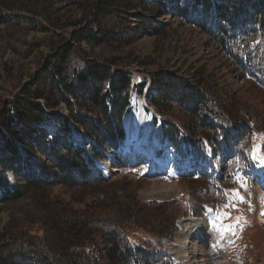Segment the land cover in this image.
<instances>
[{"label": "trees", "instance_id": "16d2710c", "mask_svg": "<svg viewBox=\"0 0 264 264\" xmlns=\"http://www.w3.org/2000/svg\"><path fill=\"white\" fill-rule=\"evenodd\" d=\"M29 1L44 10L67 5L74 12L67 18V37L53 44L30 80L0 109V201L18 200L32 188L107 183L101 163L127 145L124 118L133 97L140 96H147L160 116L175 104L188 115L182 125L155 120L164 145L181 162L176 168L183 163L179 178L198 182L196 193L209 200L181 202L183 212L171 207L175 199L153 200L149 205L164 210L153 219L158 230L133 236L126 232L139 221L132 202L98 199L85 208L58 198L36 216V226L32 220L7 227L0 264H179L166 245L179 219L208 214L217 220L223 205L232 202V189L245 197L236 207L255 205L254 179L264 185V151L256 158L251 152L254 144H264L257 115L233 117L205 76L187 78L177 71L137 76L121 66L120 56H91L87 48L156 35L162 25L156 17L170 11L207 35L242 78L264 81V0H0V23L11 27L37 19L27 14L37 12ZM62 102L67 115L53 112ZM260 123L264 126V119ZM155 153L167 161L166 149ZM226 158L230 173L218 162ZM237 177L246 178V188ZM138 226L146 229L144 223Z\"/></svg>", "mask_w": 264, "mask_h": 264}, {"label": "rangeland", "instance_id": "374dc122", "mask_svg": "<svg viewBox=\"0 0 264 264\" xmlns=\"http://www.w3.org/2000/svg\"><path fill=\"white\" fill-rule=\"evenodd\" d=\"M29 4L37 12L27 14L41 21L48 20L50 25H42L37 19L11 27L0 23V109L15 96L20 85L30 80L53 44L67 37V18L74 12L67 5L61 9L44 10L37 1H29ZM156 20L162 23L156 35L145 34L131 42L118 41L113 47L87 48V51L91 56L118 55L121 66L132 70L137 76L176 71L177 75L187 78L193 73L195 76H205L208 89L217 92L221 100L227 102H223L225 111L239 118H244L247 111L252 112L257 115L258 124L264 128L260 123L264 119V81L251 82L242 78L241 72L231 65L216 44L180 15L162 11ZM151 107L147 96L133 97L132 107L124 118L128 126L129 143L126 149H122L128 161L123 158L117 161L122 149L117 154L110 153V160L102 163L108 173L107 183L90 187L54 185L43 191L32 188L27 189L18 200L0 201V241L5 239L4 236L9 237L7 227L16 228V224L23 225L32 220L34 223L31 225L36 226V216L50 208L49 204L58 198L78 201L85 208L86 204L98 199H113L123 206L132 202L139 221L129 225L126 232L133 236L145 231L148 236L152 230H158V224L153 219L164 210L158 211L149 205L153 200L170 202L175 199L171 207L178 208L180 212L185 211L184 203L181 202L208 203L209 199L205 201L196 193L198 182L179 178L181 167L178 165V170L176 164L181 162L173 155L171 146L159 143L158 128L152 117L154 108ZM53 112L67 115L66 103L62 102L53 108ZM161 117L182 125L188 115L175 104L168 113H161ZM158 146H163L169 153L167 161L156 156ZM228 161L227 158L218 160L222 170L230 173ZM117 168L121 171L114 172ZM8 175L14 177L10 171ZM229 180H232L231 176ZM254 185L258 190L255 205L232 208L234 213L231 214V220L225 221L233 224V232H219L206 214H201V217L185 216L178 220V231L166 245L169 244L170 252L180 264H264V185L258 177L254 179ZM233 202L236 205L241 201L232 195ZM237 219L244 225L237 224ZM195 221L205 223L207 228L209 225L212 237L204 232L201 240L191 243L189 239L194 236L191 228L196 224ZM143 223L146 229L138 226ZM186 253H189V257L184 256Z\"/></svg>", "mask_w": 264, "mask_h": 264}, {"label": "snow or ice", "instance_id": "6c2138e0", "mask_svg": "<svg viewBox=\"0 0 264 264\" xmlns=\"http://www.w3.org/2000/svg\"><path fill=\"white\" fill-rule=\"evenodd\" d=\"M262 151H264V144H261V145H255L254 144L252 149H251V152L253 154V158H256L257 154L262 152ZM239 166L240 165H238V167ZM237 180L240 182V186L242 188L247 187L246 178L237 177ZM231 192L236 199H238L241 202H245V197L240 194L239 189H232ZM235 206L236 205L234 203H232L231 200H229L228 203L223 205V209H225V211H222L217 218V222H216L215 226H217L225 234H227L229 232H233V225L231 223H225V221L231 220V212L226 211V209L233 208ZM210 211H213V210H210ZM236 223L237 224L239 223L238 219H237Z\"/></svg>", "mask_w": 264, "mask_h": 264}, {"label": "bare ground", "instance_id": "6f19581e", "mask_svg": "<svg viewBox=\"0 0 264 264\" xmlns=\"http://www.w3.org/2000/svg\"><path fill=\"white\" fill-rule=\"evenodd\" d=\"M122 160V159H121ZM120 160V161H121ZM194 223H196L192 228H191V232H193L194 233V236H192L189 240L191 241V243L193 242V241H195V240H201L202 238H203V234H204V232L206 233V232H208V233H206V235H208L209 234V236H211L212 237V232H211V230H210V227H209V225H208V228H207V226H206V224L205 223H203L202 222V224L201 223H199V222H197V221H195ZM187 224H189V223H187ZM201 243V242H200ZM198 244V243H197ZM184 249H186V248H184ZM185 257H189V253H186L185 255H184ZM193 257V256H192ZM188 259V258H187ZM189 261H190V259H189Z\"/></svg>", "mask_w": 264, "mask_h": 264}]
</instances>
